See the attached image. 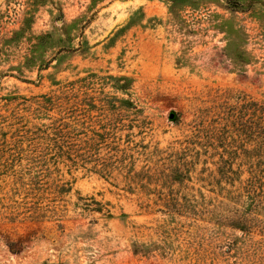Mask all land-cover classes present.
<instances>
[{"label": "rangeland", "instance_id": "rangeland-1", "mask_svg": "<svg viewBox=\"0 0 264 264\" xmlns=\"http://www.w3.org/2000/svg\"><path fill=\"white\" fill-rule=\"evenodd\" d=\"M169 5L0 0V264H264V5Z\"/></svg>", "mask_w": 264, "mask_h": 264}, {"label": "trees", "instance_id": "trees-1", "mask_svg": "<svg viewBox=\"0 0 264 264\" xmlns=\"http://www.w3.org/2000/svg\"><path fill=\"white\" fill-rule=\"evenodd\" d=\"M170 5H169V10L170 12H172L174 15H177L179 13V11L181 10L182 7H184L185 5H188L190 2H193V0H169ZM225 3L227 5V7L232 10V11H241L242 8L254 3H261L262 5H264V1L261 0H225ZM231 32H234L236 34L239 33L238 29H233V27H230ZM230 33V32H229ZM231 34V33H230ZM231 39V37L228 38V41ZM232 39L230 40L231 43ZM233 42V41H232ZM242 57L240 56V58L242 59V62L244 64L249 63L250 58H248V56L246 55V53L241 52ZM253 102H245L244 103V107L245 109H249V106L252 104ZM256 106V112L258 114V121H257V125L258 128L260 130V132L264 131V103L262 104H256L253 103Z\"/></svg>", "mask_w": 264, "mask_h": 264}]
</instances>
